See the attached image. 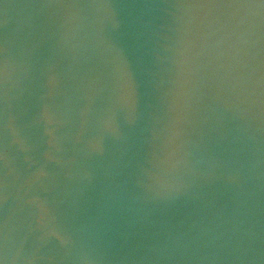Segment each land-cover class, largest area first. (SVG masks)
<instances>
[{"label":"water","instance_id":"water-1","mask_svg":"<svg viewBox=\"0 0 264 264\" xmlns=\"http://www.w3.org/2000/svg\"><path fill=\"white\" fill-rule=\"evenodd\" d=\"M187 2L0 0L6 264H264V15Z\"/></svg>","mask_w":264,"mask_h":264},{"label":"snow or ice","instance_id":"snow-or-ice-1","mask_svg":"<svg viewBox=\"0 0 264 264\" xmlns=\"http://www.w3.org/2000/svg\"><path fill=\"white\" fill-rule=\"evenodd\" d=\"M52 6L57 7H74L78 5H72L67 3H57ZM180 7H189L196 9L206 10H230V9H258L261 14L264 15V0H189L187 3H182ZM195 26L199 27L202 22H194ZM9 78V59L7 40L0 39V107L6 104L7 98V84ZM0 122H2V113H0ZM2 159V157H0ZM4 185L0 183V202L6 201V196L3 194ZM47 235H50L55 240L60 241L62 244H66L68 241L66 238L56 231H51ZM8 260L7 256V237L3 234L2 228H0V264H6Z\"/></svg>","mask_w":264,"mask_h":264}]
</instances>
